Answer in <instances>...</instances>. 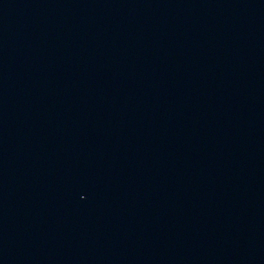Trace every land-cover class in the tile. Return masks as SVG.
<instances>
[{
  "label": "water",
  "instance_id": "obj_1",
  "mask_svg": "<svg viewBox=\"0 0 264 264\" xmlns=\"http://www.w3.org/2000/svg\"><path fill=\"white\" fill-rule=\"evenodd\" d=\"M0 264H264V0H0Z\"/></svg>",
  "mask_w": 264,
  "mask_h": 264
}]
</instances>
